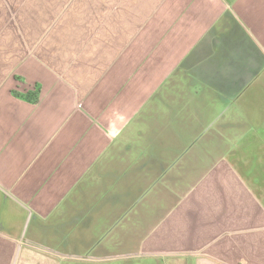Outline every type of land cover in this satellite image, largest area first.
Instances as JSON below:
<instances>
[{
  "label": "crops",
  "instance_id": "crops-1",
  "mask_svg": "<svg viewBox=\"0 0 264 264\" xmlns=\"http://www.w3.org/2000/svg\"><path fill=\"white\" fill-rule=\"evenodd\" d=\"M256 85L264 0H0V264H264Z\"/></svg>",
  "mask_w": 264,
  "mask_h": 264
},
{
  "label": "rangeland",
  "instance_id": "rangeland-1",
  "mask_svg": "<svg viewBox=\"0 0 264 264\" xmlns=\"http://www.w3.org/2000/svg\"><path fill=\"white\" fill-rule=\"evenodd\" d=\"M258 84H261L260 82H258ZM262 85V84H261ZM253 89L256 90H261V92L263 93V87L260 85H256ZM252 91H249L245 94L246 98L243 97V100L239 103L240 107L237 109H234L233 107H231L230 109H226L227 113H232L235 116L238 117L240 123H233V125L231 126V123L226 124V122H224L223 124L220 123H214V124H209V126L213 127V131H218V128L220 127V129L222 130L223 133L225 132H231L234 134H239L240 136L246 132H249L251 130H254L253 128L255 126H257L260 121L261 118L264 117V97L263 100L260 101V108H257V113L256 115H254V105H253V93L252 95ZM253 99V100H252ZM252 100V101H251ZM258 101H256L257 103ZM223 112V111H222ZM221 112V114H222ZM262 116V117H261ZM224 117V116H223ZM227 118V117H224ZM264 119V118H263ZM219 121H221V119H218ZM232 142H237L236 140H231ZM231 145H233V143H230ZM230 145V146H231ZM193 149H199L200 150V143L197 142L195 145H193ZM190 151V150H189ZM189 155L192 157L197 156L194 152L190 151ZM104 221V220H103ZM107 221H104L103 225L106 224ZM43 224H45L44 222H41V225L43 226ZM28 225V220L25 221V223L23 224V228H22V233L21 236L23 237L25 235V232H27L26 230H28L27 228ZM44 230L43 234L46 231V228H42ZM114 254V253H112ZM89 255H96V254H90ZM122 264H140V262L138 260H132V261H127L125 263ZM152 264V263H151Z\"/></svg>",
  "mask_w": 264,
  "mask_h": 264
},
{
  "label": "trees",
  "instance_id": "trees-1",
  "mask_svg": "<svg viewBox=\"0 0 264 264\" xmlns=\"http://www.w3.org/2000/svg\"><path fill=\"white\" fill-rule=\"evenodd\" d=\"M18 99H22L28 103L35 104L38 101L39 89L35 88L33 92H27L24 95L17 94L15 92L12 93Z\"/></svg>",
  "mask_w": 264,
  "mask_h": 264
},
{
  "label": "water",
  "instance_id": "water-1",
  "mask_svg": "<svg viewBox=\"0 0 264 264\" xmlns=\"http://www.w3.org/2000/svg\"><path fill=\"white\" fill-rule=\"evenodd\" d=\"M18 253H19V249H17V251L14 254V257L12 259V263L11 264H16L17 261V257H18Z\"/></svg>",
  "mask_w": 264,
  "mask_h": 264
}]
</instances>
